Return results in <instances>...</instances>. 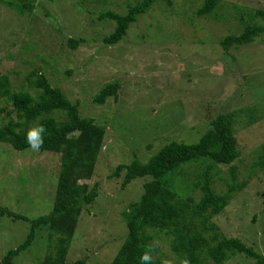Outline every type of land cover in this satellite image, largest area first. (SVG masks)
Wrapping results in <instances>:
<instances>
[{
	"label": "rangeland",
	"instance_id": "rangeland-1",
	"mask_svg": "<svg viewBox=\"0 0 264 264\" xmlns=\"http://www.w3.org/2000/svg\"><path fill=\"white\" fill-rule=\"evenodd\" d=\"M133 1L34 0L33 12L24 15L0 5V74L8 77L12 91L33 92L26 76L38 70L71 102H80L82 117L105 127L93 176L81 182L89 188L99 182L98 197L80 213L66 261L109 264L123 243L127 228L122 213L140 199L147 178L135 179L122 190V174L109 177L117 165L135 159L147 162L172 140L196 143L211 119L235 111L240 157L232 165L237 181L248 184L214 221L226 237L264 253V170L247 175L264 144V33L253 44L233 47L229 53L220 46L224 36L242 28L227 21L237 14L234 6L251 16L257 11L264 14V0H220V21L194 16L203 0H171L173 8L156 5L129 27L120 43L103 45L101 37L113 31L114 23L98 21L100 13L108 8L122 13ZM253 17L264 26V15ZM80 38L84 42L71 49L68 40ZM115 81L120 84L116 99L94 104L99 90ZM59 165V154L16 151L0 142L1 206L28 219L47 215ZM202 168L194 163L181 172L197 175ZM220 171L223 180L215 179L214 189L224 193L229 166H220ZM178 179L167 177L179 196L186 188L192 192L191 182L182 187ZM28 231L27 222L0 216V261L25 240ZM44 232L37 231L30 248L15 257L14 264H37L44 258ZM160 248L170 255L166 242ZM224 264L253 261L237 255Z\"/></svg>",
	"mask_w": 264,
	"mask_h": 264
},
{
	"label": "trees",
	"instance_id": "trees-1",
	"mask_svg": "<svg viewBox=\"0 0 264 264\" xmlns=\"http://www.w3.org/2000/svg\"><path fill=\"white\" fill-rule=\"evenodd\" d=\"M161 3L168 8L174 6L171 0H134L125 5L122 13L109 8L101 12L98 21L114 23L113 31L101 37L102 44L120 43L140 16ZM0 5L8 6L20 15L31 14L34 10V0H0ZM220 8V0H203L193 14L197 18L209 17L214 21L219 18L216 21H220L223 19L217 15ZM234 8L237 14L229 15L227 21L239 23L242 28L239 33H230L220 40L226 53L233 47L253 44L264 33V26L253 20L254 15L263 16V12L257 11L251 16L243 7ZM83 42L81 38L69 39L68 45L76 49ZM26 80L33 92L22 88L12 91L8 77L0 74V142L9 144L16 151L28 150L25 142L27 130L43 125L46 132L43 133L40 152L59 154L60 165L52 209L47 215L28 219L0 204V216L29 224L25 240L9 250L0 264H14V258L30 248L39 229L45 230L46 254L37 264H85L83 259L69 263L66 257L80 213L98 197L99 182L90 188L81 182L89 181L93 176L103 148L105 127L93 118L82 117L80 102H71L40 71H32ZM119 89L118 81L106 84L93 98L94 104L103 105L110 97L116 99ZM236 113L212 117L196 143L172 140L147 162L135 159L129 164L116 166L109 177L119 178L122 174V190L135 179L147 178V181L140 199L122 213L127 234L109 264H140L139 257L146 251L153 257L152 264H162L163 261L180 264L184 258L190 264H224L237 255L252 260L253 264H264V253L256 252L238 238L226 237L214 221L248 184V180L237 181V169L232 165L240 157L234 132ZM196 131L198 135L201 133ZM262 147L258 161L248 170L250 177L264 170V144ZM194 163L202 164L201 173L184 175L181 172L185 165ZM220 166H229L230 180L226 182L224 193H217L214 189V180H223ZM170 176L179 178L177 184L182 187L191 182L192 192L186 188L185 195L179 196L167 182ZM162 241L168 244L169 256L161 251Z\"/></svg>",
	"mask_w": 264,
	"mask_h": 264
},
{
	"label": "clouds",
	"instance_id": "clouds-1",
	"mask_svg": "<svg viewBox=\"0 0 264 264\" xmlns=\"http://www.w3.org/2000/svg\"><path fill=\"white\" fill-rule=\"evenodd\" d=\"M45 132L46 129L43 125H36L27 130L25 134V142L31 151L39 152L41 150L44 143L43 133ZM152 259L153 257L150 252L146 251L139 257V262L140 264H152ZM162 264H169V262L163 261ZM180 264H190V262L187 258H184L183 260H181Z\"/></svg>",
	"mask_w": 264,
	"mask_h": 264
}]
</instances>
